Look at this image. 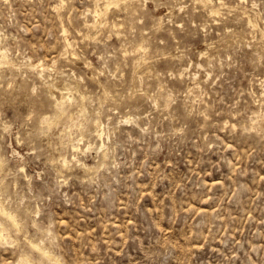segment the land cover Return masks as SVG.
Listing matches in <instances>:
<instances>
[{
	"label": "rangeland",
	"instance_id": "obj_1",
	"mask_svg": "<svg viewBox=\"0 0 264 264\" xmlns=\"http://www.w3.org/2000/svg\"><path fill=\"white\" fill-rule=\"evenodd\" d=\"M0 202V264H264V0H0Z\"/></svg>",
	"mask_w": 264,
	"mask_h": 264
},
{
	"label": "bare ground",
	"instance_id": "obj_2",
	"mask_svg": "<svg viewBox=\"0 0 264 264\" xmlns=\"http://www.w3.org/2000/svg\"><path fill=\"white\" fill-rule=\"evenodd\" d=\"M128 1V0H127ZM131 1V0H130ZM107 3V2H106ZM115 3V2H114ZM118 3V2H117ZM110 6V5H109ZM125 7V6H124ZM124 7H123V9H124ZM106 8V7H105ZM127 8V7H126ZM107 9V8H106ZM96 10V9H95ZM127 10V9H126ZM96 12V11H95ZM126 12V11H125ZM211 12V11H210ZM101 15V14H100ZM98 16V15H97ZM100 19V18H99ZM250 19V18H249ZM93 20H95V18L93 19ZM95 23H96V21H95ZM113 24H115V23H113ZM256 24V23H255ZM65 34V33H64ZM4 51V50H3ZM5 54V53H4ZM3 56H5L6 57V55H3ZM3 59V58H2ZM41 64V63H40ZM36 65H38V64H36ZM34 67V66H33ZM35 68V67H34ZM46 68H47V66H46ZM42 72H43V70L45 69L43 66H42ZM41 73V72H40ZM45 79V78H44ZM50 96V95H49ZM53 96V95H52ZM82 96V95H81ZM67 97V96H66ZM66 97H64V98H66ZM69 98V97H68ZM53 100V99H52ZM56 100V99H55ZM55 102H57L58 103V101L56 100ZM51 107H53V106H51ZM49 116V115H48ZM51 116V115H50ZM130 118L129 117H127L126 118V121L127 120H129ZM97 126H100V125H97ZM96 126V127H97ZM99 128H101V127H99ZM98 127H97V129H95L96 131H94V132H96L95 133V135H98V137H101L102 136V134H103V130H101V129H99ZM78 139V138H77ZM76 139V140H77ZM83 138H82V136L77 140L78 142H77V144H74L75 146H73L72 144V146H73V150H77V149H79L80 148V146L81 145H79V143L81 142V140H82ZM75 140V141H76ZM74 141V142H75ZM76 143V142H75ZM89 144V143H88ZM87 146V145H86ZM90 145H88L87 146V148L89 147ZM104 146V143H103V141L101 142V145H100V147H103ZM72 150V151H73ZM86 151V150H85ZM66 160V159H65ZM68 161V160H67ZM67 161H65V162H67ZM63 162H64V159H63ZM62 162V163H63ZM66 164V163H65ZM84 164V163H83ZM67 165V164H66ZM85 166H87V164L85 165ZM0 212L3 214V213H5V212H7V213H9V215H11L12 217L15 215V213H13L12 211H10L8 208H6L1 202H0ZM14 214V215H13ZM2 216V215H1ZM2 219H4V217L2 218ZM15 220H17V217H16V219ZM6 221V220H5ZM7 222V221H6ZM2 224V223H1ZM4 237V236H3ZM3 242V241H2ZM32 242V241H31ZM35 242V241H34ZM33 245H35L34 243H33ZM40 244L38 243V245H36V246H38L41 250H43V252H46L47 250H45L46 248H43L42 246H39ZM48 252H49V250H48ZM42 255V254H41ZM21 257V256H20ZM28 259V258H27ZM27 261V260H26Z\"/></svg>",
	"mask_w": 264,
	"mask_h": 264
},
{
	"label": "snow or ice",
	"instance_id": "obj_3",
	"mask_svg": "<svg viewBox=\"0 0 264 264\" xmlns=\"http://www.w3.org/2000/svg\"><path fill=\"white\" fill-rule=\"evenodd\" d=\"M3 215H4L5 217H7L8 220L12 221L13 224H15V219H14V217H12L11 215H9V213L5 212V213H3ZM2 227H3V225L0 224V228H2ZM15 227L19 228V225L16 224ZM3 235H4V233H3V232H0V236H3ZM5 242H6V241H5ZM27 264H31V262L29 261V262H27Z\"/></svg>",
	"mask_w": 264,
	"mask_h": 264
}]
</instances>
